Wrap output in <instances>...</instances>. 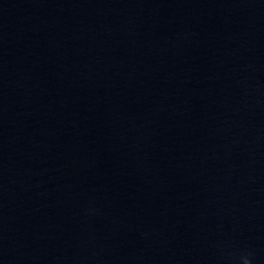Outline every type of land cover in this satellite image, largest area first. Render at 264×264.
<instances>
[{
  "label": "clouds",
  "instance_id": "1",
  "mask_svg": "<svg viewBox=\"0 0 264 264\" xmlns=\"http://www.w3.org/2000/svg\"><path fill=\"white\" fill-rule=\"evenodd\" d=\"M244 264H250L247 258L244 259Z\"/></svg>",
  "mask_w": 264,
  "mask_h": 264
}]
</instances>
